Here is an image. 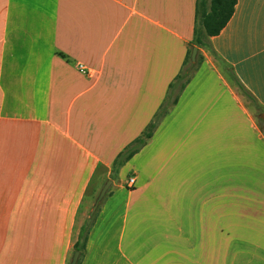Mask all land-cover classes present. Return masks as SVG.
Segmentation results:
<instances>
[{
  "label": "crops",
  "instance_id": "crops-1",
  "mask_svg": "<svg viewBox=\"0 0 264 264\" xmlns=\"http://www.w3.org/2000/svg\"><path fill=\"white\" fill-rule=\"evenodd\" d=\"M196 2L0 0V264H68L108 179L79 264H264V248L202 246L200 223L264 200V0H236L111 176L186 59Z\"/></svg>",
  "mask_w": 264,
  "mask_h": 264
},
{
  "label": "trees",
  "instance_id": "trees-1",
  "mask_svg": "<svg viewBox=\"0 0 264 264\" xmlns=\"http://www.w3.org/2000/svg\"><path fill=\"white\" fill-rule=\"evenodd\" d=\"M235 4L236 0H197L193 39L186 59L178 74L169 84L166 91L165 100L160 105L158 111L150 123L145 127L144 131L138 138L132 141L116 156L112 165V177L117 173L119 168L124 163H126L145 145L146 141L151 137L162 117L165 116L169 109L176 103L180 93L190 81L192 75L199 66V49L211 50L209 41L210 37L218 35L224 28L234 12ZM193 47L197 49L195 62L190 61V53ZM233 78L242 94L248 98V100L255 103L254 98L245 90V88L237 81L234 76ZM258 120L260 123V128L264 132V118L259 117ZM95 212L92 215L87 213L79 227L72 251V254L75 251H78L79 253L76 264L80 263L81 257L83 255L87 235L94 221Z\"/></svg>",
  "mask_w": 264,
  "mask_h": 264
},
{
  "label": "rangeland",
  "instance_id": "rangeland-1",
  "mask_svg": "<svg viewBox=\"0 0 264 264\" xmlns=\"http://www.w3.org/2000/svg\"><path fill=\"white\" fill-rule=\"evenodd\" d=\"M224 212L229 214V209ZM232 213V220L228 219L229 215L226 220L220 215L209 220V214H206L208 218L200 223L206 229H212L215 236L201 238V245H206V248H264V200L250 198L248 204L233 205Z\"/></svg>",
  "mask_w": 264,
  "mask_h": 264
},
{
  "label": "water",
  "instance_id": "water-1",
  "mask_svg": "<svg viewBox=\"0 0 264 264\" xmlns=\"http://www.w3.org/2000/svg\"><path fill=\"white\" fill-rule=\"evenodd\" d=\"M196 54H197V49L195 47L192 48L191 50V53H190V61L191 62H195L196 61ZM111 185V180L108 179L104 182V184L101 186V188L99 189L98 193L96 194L91 206H90V209H89V212L88 214L89 215H92L98 205L100 204V202L102 201L103 197L105 196L109 186ZM78 256H79V253L78 251H75L73 252L71 258H70V261H69V264H76L77 263V260H78Z\"/></svg>",
  "mask_w": 264,
  "mask_h": 264
},
{
  "label": "built area",
  "instance_id": "built-area-1",
  "mask_svg": "<svg viewBox=\"0 0 264 264\" xmlns=\"http://www.w3.org/2000/svg\"><path fill=\"white\" fill-rule=\"evenodd\" d=\"M78 69L81 71V72H84V68L82 65H78ZM127 184L128 186L131 188L134 184V178H129L128 181H127Z\"/></svg>",
  "mask_w": 264,
  "mask_h": 264
}]
</instances>
